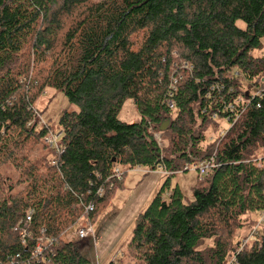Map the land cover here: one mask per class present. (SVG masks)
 <instances>
[{
  "label": "trees",
  "instance_id": "1",
  "mask_svg": "<svg viewBox=\"0 0 264 264\" xmlns=\"http://www.w3.org/2000/svg\"><path fill=\"white\" fill-rule=\"evenodd\" d=\"M262 38L264 0H0V164L18 165L16 150L47 133L33 109L46 89L77 106L59 117L60 163L51 164L48 146L52 158L24 167L25 188L11 193L10 184L0 194V264H91L64 235L82 220L95 226L126 189L128 171H177L214 152L219 165L198 178L192 198L170 185L178 173L161 176L127 249L133 264H226L240 243L236 231L264 209V95L210 142L217 104L206 92L214 81L234 85L237 95H245L244 81L264 87V54H253ZM179 62L193 70H181L172 111L166 92ZM232 68L240 76L230 83ZM127 100L139 113L135 122L119 118ZM168 119L160 149L154 134ZM89 203L94 210L86 212ZM30 209L22 243L14 228ZM40 237L53 242L37 255ZM237 264H264V232Z\"/></svg>",
  "mask_w": 264,
  "mask_h": 264
},
{
  "label": "rangeland",
  "instance_id": "2",
  "mask_svg": "<svg viewBox=\"0 0 264 264\" xmlns=\"http://www.w3.org/2000/svg\"><path fill=\"white\" fill-rule=\"evenodd\" d=\"M238 25L240 27H244L243 22H238ZM262 45L263 47L258 50H254L253 54L257 56H261L264 54V38H262ZM244 90L245 91H252L254 92L257 88L255 84L249 83L248 81H244ZM36 109H38L39 112V117L37 119L40 120L41 126H44L43 122L48 124L49 127H51L52 130L59 132L58 129V121L59 117L65 110H77V106L70 103L65 96V94L62 91H58L54 88H48L44 91L43 95L37 100V102L34 104ZM139 113L137 112L136 108L134 105L131 103L130 100H127L119 114V118L123 121L127 122H135L139 119ZM226 123L222 120L219 119L218 125L215 127V129L210 128L207 130L206 135L208 136V141H212L214 139L215 134H218V132L222 128H226ZM19 150V151H18ZM16 150L17 156L19 157L18 159V165L14 163L13 161H6L5 163L0 164V194L3 196H6L10 191L9 185H13V190L11 193H16L21 190H23L26 186V183L24 182L22 172L26 169V165L30 163H36L37 165L43 164L45 159L52 158L51 157V150H49L47 144L44 141V137L41 138H31L28 140L27 143H25L24 146H22V149ZM264 151H262L263 154ZM261 154V151H260ZM262 164H264V157H260ZM25 167V169H24ZM137 167L134 169L135 171H128L126 175V189L120 190L117 192L115 200L112 204V207L115 206V204L119 201L126 200L127 197L129 196V193L133 194L134 189L136 186H139L142 182L138 183L139 180L142 178V171L138 172L136 171ZM143 171H148V169H145ZM199 178V172L197 170H187L182 173H178L176 175L171 176V186L179 185L183 193L186 195L188 198H192V187L193 185L197 182ZM163 179L161 180V182ZM145 183L142 185L144 186ZM140 186V187H142ZM146 186L143 188L145 189ZM158 189V188H157ZM156 190L150 192V188L147 190V195H150L147 204L149 203L150 199L155 195ZM132 191V192H131ZM164 197H167L165 194ZM145 204V207L146 205ZM110 207V206H109ZM116 210V209H115ZM113 212V208H107L101 215L100 218L97 220V224L95 225V231L96 235L99 234V229L101 227V222L102 224L105 225V221L107 220V216ZM249 219L251 221L256 222L258 219V213H252L251 216H249ZM85 222V221H83ZM103 225V226H104ZM135 224H132V226L129 228L128 226L122 231L121 234V239L119 240L117 246H115V249H118L119 247L122 248V254L119 257L120 264H133L134 259L130 255L127 249V243H126V235L130 234L133 231ZM75 228V227H74ZM69 229L67 233L64 235L65 240L73 241L74 243L76 242V245L78 248L83 251L84 253L88 251V248L91 247L90 244V238L78 241V238L75 236L74 232L75 229ZM251 226L247 225L243 228H240L236 231L234 240L241 241L242 238L245 235H248L251 231ZM264 232V224L262 227L259 228V233ZM93 243L95 242L92 239ZM99 252L103 250V247L100 245L98 247ZM97 253V252H96ZM108 251H104V255L100 259L99 264H111V259L107 260L106 256L108 255ZM115 255V254H114ZM94 264V263H93Z\"/></svg>",
  "mask_w": 264,
  "mask_h": 264
},
{
  "label": "built area",
  "instance_id": "3",
  "mask_svg": "<svg viewBox=\"0 0 264 264\" xmlns=\"http://www.w3.org/2000/svg\"><path fill=\"white\" fill-rule=\"evenodd\" d=\"M99 1V0H98ZM175 70L170 76V84L168 87V91L166 92V102L170 110L174 111L177 108V101L175 99V93L177 92V84L179 79L182 77L181 70H189L190 72L193 70V65H189L187 62H179L174 63ZM240 74L236 71V69H227L225 72V77L228 79V81L231 83L235 80L236 77H239ZM264 82V79H263ZM245 95H237V90L234 85H229L226 82H219L214 81L211 86L210 90L206 92V98H209L214 104H217L215 106V110L213 111L212 117L213 119H216L219 121V119H222L226 123V128H222L218 132V138L223 139L228 131L231 129L232 126L239 120V118L242 116V114L246 111L248 106L255 98H260L264 95V87H258L254 92L252 91H244ZM36 117H39L38 109L33 108ZM205 111V110H203ZM41 117V116H40ZM39 117V118H40ZM38 122L40 123V120L38 119ZM44 127H48L47 133L44 136V141L53 151H54V157L51 159V164L57 166L60 163V157L65 151V147L63 144H61V135L62 132L54 131L49 127L46 123H44ZM41 126V124H39ZM157 144L160 147V149H163L164 141L162 139L161 130L159 132H156L154 134ZM215 154L206 158L198 163H183L179 170L177 171H169L164 166H160L157 171H159L162 175H168V174H176V173H182L187 170H197L199 172V177L203 178L204 176L208 175L212 169L217 167L219 164L216 163L215 160ZM162 158V155H161ZM143 168L137 167L136 171H142L144 172ZM155 171V170H148ZM123 174V171L117 167L115 169L114 176L117 178H121ZM104 192V189L102 186L97 188L96 194L101 196ZM169 196V193L166 194ZM94 210V204L89 203L85 206L86 212H91ZM33 209H30L26 212L25 216L20 219L14 228L15 230H18L20 240L22 243H26L27 238L30 236V225L33 218ZM264 224V209L259 213L257 221L253 224L250 233L243 237L240 243L238 244V247L235 249L232 256L228 259L226 264H237V255L242 251L244 246L251 241L255 240V238L260 234L259 228L262 227ZM75 236L78 238V240L82 241L87 238H91L94 241H96L97 235H96V229L93 224H89L86 221L76 226L75 228ZM67 233V232H66ZM53 242V240L49 237H40L37 240L35 251L34 253L37 255H41L43 251ZM122 254V250H119L115 253L113 258L111 259V264H120L119 257Z\"/></svg>",
  "mask_w": 264,
  "mask_h": 264
},
{
  "label": "crops",
  "instance_id": "4",
  "mask_svg": "<svg viewBox=\"0 0 264 264\" xmlns=\"http://www.w3.org/2000/svg\"><path fill=\"white\" fill-rule=\"evenodd\" d=\"M161 176L162 174L157 170L148 172L144 178L139 180L138 183H142L139 186H136L133 194L129 193V196L126 200H123V202L119 201L114 207H112V204L115 200L114 198L109 207L113 208V212L107 216L105 225L102 224V222L100 223L101 227L99 229V234L97 235L96 241L93 243L92 239L88 238L90 240L91 247L88 248V251L85 253L82 251L89 258L91 264H99L100 259L104 255V251H108L109 254L106 256V259L110 260L117 251L122 250L121 247L115 249V246H117L119 240L122 237V231L127 226L130 228L132 224H134L137 214L145 207L149 196H151V194L147 195V190L150 188L151 192V190L154 191L157 189L161 183ZM144 183L145 185L142 186ZM145 186L146 188L143 189ZM126 236V243L128 244L132 233L131 236L130 234ZM78 241L79 240H77V242ZM100 245L103 247V250L99 252L98 247Z\"/></svg>",
  "mask_w": 264,
  "mask_h": 264
},
{
  "label": "water",
  "instance_id": "5",
  "mask_svg": "<svg viewBox=\"0 0 264 264\" xmlns=\"http://www.w3.org/2000/svg\"><path fill=\"white\" fill-rule=\"evenodd\" d=\"M169 123H170V119L164 121V122L161 124V126H160V130H161V131L166 130V129L168 128V126H169Z\"/></svg>",
  "mask_w": 264,
  "mask_h": 264
}]
</instances>
